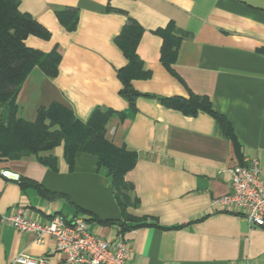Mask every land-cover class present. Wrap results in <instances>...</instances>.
<instances>
[{
  "label": "crops",
  "instance_id": "1",
  "mask_svg": "<svg viewBox=\"0 0 264 264\" xmlns=\"http://www.w3.org/2000/svg\"><path fill=\"white\" fill-rule=\"evenodd\" d=\"M19 10L51 35H30L26 45L61 55L55 77L36 66L23 82L20 116L34 121L41 107L63 103L86 123L110 109L118 114L107 138L137 159L122 196L96 154L78 152L70 166L63 144L42 153L56 158L55 169L35 155L1 161L25 183L0 175V216L18 206L33 218L84 215L91 232L129 243L132 264H264V226L213 206L231 190L229 168L251 158L264 167V0H19ZM131 21L144 28L137 54L146 72L131 80L134 105L119 74L131 63L119 39ZM192 95L227 118L238 148L208 112L162 101ZM53 247L50 237L39 242L0 222V264L20 253L66 264Z\"/></svg>",
  "mask_w": 264,
  "mask_h": 264
},
{
  "label": "trees",
  "instance_id": "2",
  "mask_svg": "<svg viewBox=\"0 0 264 264\" xmlns=\"http://www.w3.org/2000/svg\"><path fill=\"white\" fill-rule=\"evenodd\" d=\"M144 28L137 21H131L127 30L120 36V43L126 56L131 60L129 66L120 70L119 74L124 87L121 91L131 105L140 93L131 85V80L146 76L141 61L137 54V46ZM159 35L166 36L164 29L155 30ZM35 35L49 38L50 32L28 13L19 10V0H0V102L8 103L12 112H19L17 94L19 88L31 71L39 66L49 77H55L61 59L60 53L54 49L49 53L28 47L25 40L28 36ZM264 53V48L261 49ZM163 103L170 107L182 110L188 114H196L204 110L211 114L223 135L239 147L238 136L227 118L212 110L209 99L192 95L189 99L175 96L165 98ZM118 114L110 109H97L93 112L88 122L79 120L71 108L63 103H53L49 107H41L34 121L20 118L29 127L41 126L45 130L44 138L35 142L26 133L21 136L20 150L9 155L0 154V162L4 160L20 159L25 156L35 155L42 163L56 168V158L53 155L45 156L56 146L63 144L66 158L73 166L74 157L78 152H90L99 157V168H104L117 194L122 196L130 185L125 180L126 173L136 164V154L119 147L107 138V126L111 118ZM122 117H125L122 114ZM2 176V175H1ZM22 180L20 176L19 180ZM42 192L54 198L58 194L45 189ZM103 223L113 224V221Z\"/></svg>",
  "mask_w": 264,
  "mask_h": 264
},
{
  "label": "built area",
  "instance_id": "3",
  "mask_svg": "<svg viewBox=\"0 0 264 264\" xmlns=\"http://www.w3.org/2000/svg\"><path fill=\"white\" fill-rule=\"evenodd\" d=\"M9 170H0V175ZM231 175L230 192L213 200V206L242 216L251 227L264 226V167L256 158L228 169ZM19 180L20 175L15 173ZM10 179V178H9ZM0 222L22 232H32L39 242L46 237L54 241L53 252L63 256L66 264H132L131 247L121 236L106 239L91 232L84 215L67 221L59 214L50 218L31 217L23 206L0 216ZM13 264H50L47 256L20 253ZM226 264H253L249 260H230Z\"/></svg>",
  "mask_w": 264,
  "mask_h": 264
},
{
  "label": "rangeland",
  "instance_id": "4",
  "mask_svg": "<svg viewBox=\"0 0 264 264\" xmlns=\"http://www.w3.org/2000/svg\"><path fill=\"white\" fill-rule=\"evenodd\" d=\"M19 112H12L8 103L0 102V154L9 155L20 150L21 136L26 133L33 141L43 140L45 130L39 126L29 127L20 119Z\"/></svg>",
  "mask_w": 264,
  "mask_h": 264
},
{
  "label": "water",
  "instance_id": "5",
  "mask_svg": "<svg viewBox=\"0 0 264 264\" xmlns=\"http://www.w3.org/2000/svg\"><path fill=\"white\" fill-rule=\"evenodd\" d=\"M4 175L10 179H17L18 178V176L14 172H11V171H7Z\"/></svg>",
  "mask_w": 264,
  "mask_h": 264
}]
</instances>
